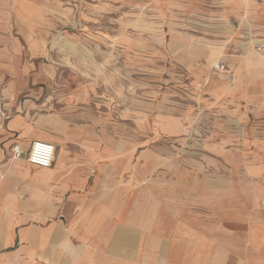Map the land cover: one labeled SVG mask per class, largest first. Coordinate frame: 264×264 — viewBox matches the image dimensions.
Here are the masks:
<instances>
[{
	"label": "crops",
	"instance_id": "obj_1",
	"mask_svg": "<svg viewBox=\"0 0 264 264\" xmlns=\"http://www.w3.org/2000/svg\"><path fill=\"white\" fill-rule=\"evenodd\" d=\"M151 1L204 13L172 38L192 101L109 135L52 57L72 2L0 0V264H264V1ZM37 141L50 168L13 157Z\"/></svg>",
	"mask_w": 264,
	"mask_h": 264
},
{
	"label": "rangeland",
	"instance_id": "obj_2",
	"mask_svg": "<svg viewBox=\"0 0 264 264\" xmlns=\"http://www.w3.org/2000/svg\"><path fill=\"white\" fill-rule=\"evenodd\" d=\"M70 1L74 28L55 30L51 49L61 73L74 76L71 98L78 110L86 108L92 121L108 124L109 135L119 123L180 117L193 90L175 42L180 32L202 33L196 21L204 13L181 14L151 0ZM124 133L129 137L132 131Z\"/></svg>",
	"mask_w": 264,
	"mask_h": 264
},
{
	"label": "built area",
	"instance_id": "obj_3",
	"mask_svg": "<svg viewBox=\"0 0 264 264\" xmlns=\"http://www.w3.org/2000/svg\"><path fill=\"white\" fill-rule=\"evenodd\" d=\"M261 1V0H257ZM264 1V0H263ZM260 50V48H257ZM214 68L218 73H226L228 72L227 64L223 60H219ZM0 113H3V93L0 88ZM8 118L7 116H5ZM13 157L15 159L26 158L27 162L38 168H50L55 159L56 148L52 143L37 141L34 142L30 150H23L20 145H14L12 147Z\"/></svg>",
	"mask_w": 264,
	"mask_h": 264
}]
</instances>
